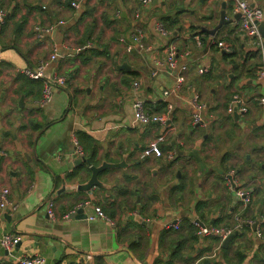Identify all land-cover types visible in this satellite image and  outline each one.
I'll use <instances>...</instances> for the list:
<instances>
[{"label": "crops", "instance_id": "crops-1", "mask_svg": "<svg viewBox=\"0 0 264 264\" xmlns=\"http://www.w3.org/2000/svg\"><path fill=\"white\" fill-rule=\"evenodd\" d=\"M246 1L264 13V0ZM0 9V191L9 189L10 202L0 209V238L20 237L13 256L36 252L43 264H264L259 47L239 17L214 34L200 30L216 26L221 11L232 17L233 0H0ZM162 17L177 20L165 34ZM43 61L45 79L65 77L45 104L44 79L18 71ZM178 75L180 89L163 95ZM138 97L152 113L169 105L167 123L134 122ZM194 104L204 124L194 120ZM157 136L161 156L142 157ZM104 161L126 164L99 170L101 185L81 188ZM95 206L105 218H87ZM71 211L76 216L64 218ZM167 221L178 226L165 228ZM195 221L236 234L224 247L229 233L199 235ZM11 253L0 243V264H10Z\"/></svg>", "mask_w": 264, "mask_h": 264}, {"label": "built area", "instance_id": "built-area-1", "mask_svg": "<svg viewBox=\"0 0 264 264\" xmlns=\"http://www.w3.org/2000/svg\"><path fill=\"white\" fill-rule=\"evenodd\" d=\"M155 0H139L140 3L143 5L151 4ZM235 5V11L239 13L240 18V30L243 33V35L248 37L256 38V44L259 47V55L261 64L258 69L257 75L259 78L264 79V36H261L258 24L260 21L264 18V13L261 8L251 5L246 0H233ZM75 5V3H73ZM3 15L4 11L3 9H0V24L3 22ZM51 28V27H50ZM49 29V28H48ZM46 29V30H48ZM160 32L166 33L165 29H163L162 26L159 27ZM38 35L42 36L41 28L37 27ZM135 35H132L134 37ZM196 40H199L198 35L195 36ZM218 46H221L223 48H227L226 45L222 41L217 42ZM128 49H131V46H128ZM56 56L55 53H52L50 55V59H54ZM166 59L169 62L170 67H174L177 64V51L176 48L173 45H170L167 48L166 53ZM48 64L47 61H43L36 65L35 67L28 66V67H22L19 68L18 71L30 78L37 79L41 78L44 79V85H43V94L41 97V102L43 104L47 103L53 94V87L55 85L63 86L65 83V77L61 75H55L54 78L49 81L44 78V68ZM182 70L186 69V65L181 66ZM205 67L201 66L198 69V72H203ZM183 81V76L178 75L176 79V84L174 87L170 90H164L163 95H168L170 92H176V90L180 89V85ZM138 83L134 82L133 85L136 87ZM260 103L264 104V96L259 98ZM145 99L144 98H136L132 102V109H133V121L136 123H142V124H148V123H160V124H166L168 121V112L171 111V107L168 105L167 110L164 113H152L149 112L145 106ZM195 107V113H194V120L196 122H199L201 124H204L205 121L201 114L199 113V108L197 105L194 104ZM170 114V113H169ZM162 140L161 136L155 137L153 140H151L141 151L142 157H160L162 154L161 148H160V141ZM73 143L75 146V154H83L82 148L79 145L78 141L76 139H73ZM9 189L6 187L0 191V209H3L8 206L9 202ZM240 197L245 199V203L249 202V198L244 195V193L239 192ZM248 204V203H247ZM47 214L50 218L55 219V211L52 210V206L49 204L47 207ZM71 214H74V211H71V213H67L64 215V218L69 217ZM106 215L101 207L95 206L94 207V214L88 216V219H95V218H105ZM195 225H197L198 229L197 232L199 235H206L211 233H218L224 238L229 232L227 231H221L218 230L215 227L209 226V225H200L198 221L194 222ZM163 226L165 228L170 227H177L178 222L176 221H167L163 223ZM20 237L12 234V233H4L0 238V243L2 247L9 253L14 249V247L17 245V243L20 241ZM44 258L36 253V252H29L24 253L21 255L13 256L11 253V261L10 264H43ZM73 264H84L83 261H77Z\"/></svg>", "mask_w": 264, "mask_h": 264}, {"label": "water", "instance_id": "water-1", "mask_svg": "<svg viewBox=\"0 0 264 264\" xmlns=\"http://www.w3.org/2000/svg\"><path fill=\"white\" fill-rule=\"evenodd\" d=\"M154 3H156V0L155 1H153ZM239 17V13H234L233 15H232V17H228L227 15H226V13H225V11H221L220 13H219V18H218V22H217V24H216V26H214L212 29H207V28H205V27H200V30L202 29V30H204V31H206V32H208V33H210V34H214L215 33V31L217 30V29H219L220 27H222L223 25H225V24H228V23H230V22H232L233 21V19H237ZM258 29H259V32H260V34H261V36H264V19L262 20V22L259 24V27H258ZM122 66H124V64H122ZM234 114V116H236V117H238V115H237V113L235 112V113H233ZM198 148H199V145H198V143L195 145V148H194V150L197 152L198 151ZM198 153V152H197ZM179 154H182V153H180V151H179ZM125 161H120V162H118V163H109V162H106V161H104V162H102V164L101 165H99V166H92L91 167V170H92V174H91V176H90V178L88 179V181L86 182V183H84V184H81L80 185V187L81 188H83V189H85V190H90V188L92 187V186H94V185H101V182L99 181V179H98V176H97V173L99 172V170H102L103 168H109V167H124L125 166ZM230 176V175H229ZM231 183H232V186L234 185L235 186V183H234V181L233 180H231ZM235 188V187H234ZM79 211V210H78ZM75 213H77V212H75ZM75 214H71L70 215V217L71 216H74ZM76 216V215H75ZM258 220H259V217L254 221V224H253V229H255L256 228V225H257V223H258ZM236 234V231H232V233H229L225 238H224V240H223V243H222V245L225 247L226 245H227V243H228V241L234 236Z\"/></svg>", "mask_w": 264, "mask_h": 264}, {"label": "trees", "instance_id": "trees-1", "mask_svg": "<svg viewBox=\"0 0 264 264\" xmlns=\"http://www.w3.org/2000/svg\"><path fill=\"white\" fill-rule=\"evenodd\" d=\"M161 23H162V27H168V28H172L175 27L177 24V20L176 19H171L168 17H162L161 18Z\"/></svg>", "mask_w": 264, "mask_h": 264}]
</instances>
